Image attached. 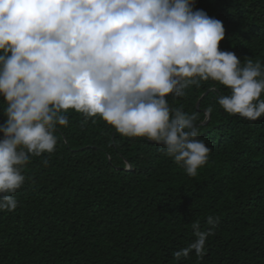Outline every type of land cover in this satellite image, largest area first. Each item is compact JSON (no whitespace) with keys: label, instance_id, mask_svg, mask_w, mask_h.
<instances>
[{"label":"trees","instance_id":"16d2710c","mask_svg":"<svg viewBox=\"0 0 264 264\" xmlns=\"http://www.w3.org/2000/svg\"><path fill=\"white\" fill-rule=\"evenodd\" d=\"M195 9L222 21L221 51L264 64V0H196ZM186 91L167 99L200 118L210 153L195 176L162 144L70 109L55 151L24 167L17 208L0 211V264H264V116L228 114L217 97L229 90L212 80ZM210 215L218 223L203 257L177 261Z\"/></svg>","mask_w":264,"mask_h":264},{"label":"clouds","instance_id":"9594fccd","mask_svg":"<svg viewBox=\"0 0 264 264\" xmlns=\"http://www.w3.org/2000/svg\"><path fill=\"white\" fill-rule=\"evenodd\" d=\"M196 0H0V211L18 206L31 156L55 151L68 111L99 116L125 137H146L189 176L210 149L198 139L196 113L172 108L192 86L218 82L217 102L230 115L264 116V64L221 51L225 28L195 9ZM211 112L212 109L207 110ZM207 231L174 252L179 261L206 252Z\"/></svg>","mask_w":264,"mask_h":264},{"label":"water","instance_id":"95a60500","mask_svg":"<svg viewBox=\"0 0 264 264\" xmlns=\"http://www.w3.org/2000/svg\"><path fill=\"white\" fill-rule=\"evenodd\" d=\"M208 115H209V113H208Z\"/></svg>","mask_w":264,"mask_h":264}]
</instances>
